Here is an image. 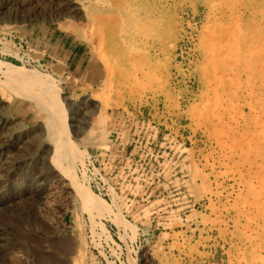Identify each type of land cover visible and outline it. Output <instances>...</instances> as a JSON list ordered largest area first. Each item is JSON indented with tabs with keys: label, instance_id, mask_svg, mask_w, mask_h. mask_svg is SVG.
<instances>
[{
	"label": "rangeland",
	"instance_id": "374dc122",
	"mask_svg": "<svg viewBox=\"0 0 264 264\" xmlns=\"http://www.w3.org/2000/svg\"><path fill=\"white\" fill-rule=\"evenodd\" d=\"M67 1L0 10L70 137L50 159V92L0 74V264H264V0Z\"/></svg>",
	"mask_w": 264,
	"mask_h": 264
},
{
	"label": "bare ground",
	"instance_id": "6f19581e",
	"mask_svg": "<svg viewBox=\"0 0 264 264\" xmlns=\"http://www.w3.org/2000/svg\"><path fill=\"white\" fill-rule=\"evenodd\" d=\"M12 1L13 0H2V4L0 5V10H2L3 8L4 9H7V8H9L10 6H12ZM27 1V0H26ZM94 3H95V5H97V6H101V7H104V6H107L108 7V0H92ZM117 1V0H116ZM116 1H114V2H116ZM121 1V0H120ZM120 1H118V2H120ZM143 1H145V0H123V3H121V5L119 6H117L116 8V10H117V12H122V10H123V8L125 9V10H127L130 6H129V4L130 5H133V6H137V5H140V3H142ZM155 1V0H154ZM198 1V0H197ZM214 1V0H213ZM219 0H217V1H214V3L213 4H211V10H213L212 12H213V15H214V12L215 11H217V10H219V9H217V4L219 3L218 2ZM231 2L232 0H226V1H224V2H226V4L228 3V2ZM237 1H239V0H237ZM90 2H91V0H68L67 1V3H66V6H67V8L69 7V10H71V11H76V12H80L83 16H85L86 18H87V20H91V18H92V16H93V12H92V10H90V9H88V4H90ZM248 2V1H247ZM258 2V1H257ZM94 3H92V4H94ZM111 3H112V1H111ZM150 3V2H149ZM221 3V2H220ZM252 3V1L250 2V3H248L249 4V6L250 5H252L251 4ZM259 4H262L263 5V0H259V2H258ZM34 4V3H33ZM36 4V3H35ZM65 4V3H64ZM120 4V3H119ZM125 4V5H124ZM229 4H231V3H229ZM228 4V5H229ZM234 4V3H233ZM194 5V4H193ZM209 5V4H208ZM92 6V5H91ZM110 6V5H109ZM220 7H221V5H220ZM18 8V7H17ZM250 8H251V6H250ZM232 9H234V8H232ZM253 9V8H252ZM251 9V10H252ZM100 10V9H99ZM98 10V11H99ZM124 10V11H125ZM132 10V9H131ZM137 10V9H136ZM230 10H231V8H230ZM65 11V10H64ZM94 11V10H93ZM97 11V10H96ZM123 11V12H124ZM152 11V10H151ZM157 11V10H156ZM95 12V11H94ZM114 12V11H113ZM153 13V12H152ZM151 13V14H152ZM224 13V12H223ZM222 13V14H223ZM143 14V13H142ZM146 14V13H145ZM222 14H221V16H222ZM136 15H138V16H135V18L136 19H133V21L131 22V23H126L125 25L126 26H124L122 29H124L125 28V31L126 30H132V31H137L138 29H140L141 31H142V27H143V25L141 24L142 23V16L141 15H139V14H136ZM156 15V14H155ZM154 15V16H155ZM218 15V14H217ZM151 16V15H150ZM153 16V17H154ZM158 16V15H157ZM219 16V15H218ZM230 16V15H229ZM234 16V15H233ZM249 16V15H248ZM134 17V16H133ZM149 17V16H148ZM231 17V16H230ZM235 17V16H234ZM119 18V17H118ZM147 18V17H146ZM173 18V17H172ZM239 18V17H238ZM139 19H141L140 21L141 22H139ZM263 19V18H262ZM261 19V20H262ZM130 20V19H129ZM136 20V21H135ZM234 20V19H233ZM232 20V21H233ZM123 21V20H122ZM235 21V20H234ZM233 21V22H234ZM92 22V21H91ZM133 22H137V23H140V24H137V26H132L131 24L133 23ZM212 22V21H211ZM100 23V22H99ZM144 24V23H143ZM88 25H89V22H88ZM90 25H91V23H90ZM164 25V24H163ZM169 26V25H168ZM209 26V25H208ZM164 27V26H163ZM90 29V28H89ZM232 29V28H231ZM235 29V28H234ZM217 30V29H216ZM177 31V30H176ZM260 31V30H259ZM98 32H100V31H98ZM132 33V32H131ZM133 35V34H132ZM125 36V35H124ZM140 36V35H139ZM225 37H227V36H225ZM257 38V37H256ZM135 39V38H134ZM140 39V38H139ZM146 39V36L144 37V40ZM150 39V38H149ZM259 39H260V37H259ZM262 39V38H261ZM177 40V39H176ZM119 41V40H118ZM135 41V40H134ZM166 41V40H165ZM214 41V40H213ZM227 41V40H226ZM131 42V41H130ZM147 42V41H146ZM149 42V41H148ZM208 42H209V39H208ZM127 43V42H126ZM175 43V42H174ZM149 44V43H148ZM263 44V43H262ZM138 45V44H137ZM205 45V44H204ZM210 45H212V44H210ZM209 45V46H210ZM207 46V45H206ZM249 46V45H248ZM141 47V46H140ZM208 47V46H207ZM210 50V49H209ZM147 51H148V49H147ZM209 53V52H208ZM212 53V52H211ZM229 61V60H228ZM212 62V61H211ZM140 64V63H139ZM211 64V63H210ZM259 65V64H258ZM215 70V69H214ZM218 71V70H217ZM215 72V71H214ZM24 73H25V69L23 68V67H21V66H19V65H15V64H12V63H10V62H7V61H0V74L2 75V76H4L5 78H7V79H19V78H25V79H27V80H31V78L33 79V77H35V78H37V80L39 81H42V83H41V88L42 89H46V90H48L49 92H50V95H48L49 97H48V99L46 100V103L48 104L47 106L48 107H46L47 108V110L46 111H44L43 110V108L41 109V111H44V113H45V117H43V126H44V135L46 136V137H48V139H51V141H52V145H51V147H52V153H50V159H52V160H54L55 162H57L58 161V152H59V150L61 149V147H63V144H64V140H66L67 141V139H69L70 137L66 134V132L64 131L65 130V127H64V125H63V121H62V119H61V115L63 114L64 115V113H63V105H62V102L60 101V99L58 98V96H57V94H56V92L53 90V84H52V82H51V78H49V75H44V74H42V73H40V72H35L34 71V74H32V76H26V75H24ZM219 75V74H218ZM255 75V74H254ZM216 77V76H215ZM219 77V76H218ZM217 83V82H216ZM219 84V83H218ZM213 90V89H212ZM17 93L19 94V93H21V92H19V91H17ZM60 94V93H59ZM25 95V94H24ZM23 95V97H25L27 100H29V101H32V102H35V104H36V106H38L39 105V101H36V99L33 97V96H30V97H27V96H24ZM39 107V106H38ZM256 109V108H255ZM5 118V117H4ZM65 119V118H64ZM241 122V121H240ZM5 122L4 121H2L1 119H0V127L3 129V127H5ZM225 124V123H224ZM66 129H67V126H66ZM2 131V130H1ZM12 132V131H11ZM5 133L6 132H0V151H1V149H2V147H3V143H4V141L6 140L5 138H6V136H5ZM65 133V138H64V136H63V134ZM245 133V132H244ZM244 136V135H243ZM248 137V136H247ZM242 139H243V137H242ZM247 144H249V143H246V145ZM255 146V145H254ZM263 146V145H262ZM258 147V146H257ZM239 149V148H238ZM245 151V150H244ZM7 152V151H6ZM225 153V152H224ZM241 156V155H240ZM226 157V156H225ZM230 158V157H229ZM251 158V157H250ZM57 159V160H56ZM223 159V158H222ZM262 160V159H261ZM239 162H240V160H238ZM245 161V160H244ZM256 161V160H255ZM246 162V161H245ZM253 163V162H252ZM263 163V162H262ZM219 164V163H218ZM248 164H249V162H248ZM251 164V163H250ZM254 164V163H253ZM242 165H244V164H242ZM252 165V164H251ZM262 165V164H261ZM222 166V165H221ZM231 166V165H230ZM227 167V166H226ZM229 167V166H228ZM247 167V166H246ZM238 168V167H237ZM250 168V167H249ZM240 169V168H239ZM252 169V168H251ZM251 169H247L248 171L249 170H251ZM228 171V170H227ZM238 172V171H237ZM240 172V171H239ZM233 173V172H232ZM243 173V172H242ZM240 174V173H239ZM249 174V173H248ZM258 174V173H257ZM251 175V174H250ZM200 176V175H199ZM243 176V175H242ZM263 176V175H262ZM196 177V176H195ZM198 178V177H197ZM201 178V177H200ZM204 178H206V177H204ZM233 178V177H232ZM242 178V177H241ZM202 179V178H201ZM242 180V179H241ZM244 180V179H243ZM261 181H262V179H261ZM238 182V181H237ZM248 182H249V180H248ZM247 182V183H248ZM246 183V184H247ZM203 184H204V182H203ZM206 184V183H205ZM249 184V183H248ZM264 184V183H263ZM251 185H253V184H251ZM257 185V184H256ZM260 185H261V183H260ZM250 186V185H249ZM210 192H211V190H210ZM217 192V191H216ZM253 192V191H252ZM249 193V192H248ZM264 194V193H263ZM238 195V194H237ZM214 196V195H213ZM220 197V196H219ZM260 197V196H259ZM36 198V197H35ZM257 199V198H256ZM211 201V200H210ZM240 201V200H239ZM257 202V201H256ZM251 203V202H250ZM255 203V202H254ZM258 203V202H257ZM260 204V203H259ZM239 210V209H238ZM255 212V211H254ZM249 214V213H248ZM244 215V214H243ZM246 216V215H245ZM250 220V219H249ZM248 222V221H247ZM253 222V221H252ZM248 224H249V222H248ZM264 225V224H263ZM239 231H241V230H239ZM264 233V232H263ZM259 238V237H258ZM247 239V238H246ZM250 239V238H249ZM234 240V239H233ZM254 240V239H253ZM61 242H64V241H61ZM56 244H57V242H55ZM54 243V244H55ZM53 244V245H54ZM55 244V246H58V245H56ZM58 244L60 245L61 243H60V240H58ZM62 244H65L64 246H66L67 247V245H66V242H64V243H62ZM63 246V245H62ZM234 246H235V244H234ZM59 247V246H58ZM66 247H64V248H66ZM69 247V246H68ZM251 247V246H250ZM54 248V247H53ZM236 248V247H235ZM234 248V249H235ZM68 249V248H67ZM66 249V250H67ZM255 251V250H254ZM237 252V251H236ZM50 258H52V259H54L53 257H50ZM238 259V258H237ZM239 260V259H238ZM244 263V262H243ZM249 263V262H248ZM247 264V263H246Z\"/></svg>",
	"mask_w": 264,
	"mask_h": 264
}]
</instances>
